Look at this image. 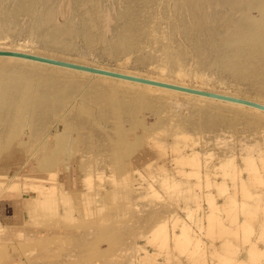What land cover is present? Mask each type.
Listing matches in <instances>:
<instances>
[{
    "label": "rangeland",
    "instance_id": "374dc122",
    "mask_svg": "<svg viewBox=\"0 0 264 264\" xmlns=\"http://www.w3.org/2000/svg\"><path fill=\"white\" fill-rule=\"evenodd\" d=\"M7 1L3 0L4 13L13 5ZM104 1L100 0L97 29L102 41L88 43L78 33L71 47L44 42L41 32L55 26L75 21L80 27L84 8H77L79 16L74 0H47L50 20L42 17L38 28L30 15L19 13L0 31V46L169 77L264 101L263 87L210 66L212 54L201 62L180 33L171 38L184 45L187 54L180 61L182 74L170 69L161 74L167 47H178L167 38L169 22L158 1L154 11L145 12L157 21L154 40L143 43L139 51L110 53L105 41L114 38L120 21L116 16L126 3ZM214 7L229 13L226 5L212 2L210 8ZM179 13L168 15L176 21ZM251 13L257 15L255 9ZM73 80L78 82L66 103L77 102L64 114L66 103L56 114L33 109L30 115L37 111L36 116L28 127L32 136L21 130L22 150L0 159V165L10 169L9 177L0 178V264H264V115L203 105L181 94L161 98L167 107L157 102L137 110L132 107L136 95L124 88L105 82L94 85L89 76ZM112 100L122 103L119 112L111 109ZM144 100L151 98L146 95ZM204 113L207 117L201 119ZM165 116L168 120L163 122ZM52 127L68 132L62 144L67 161L57 154ZM1 145L0 141V149ZM22 162L26 165L21 168Z\"/></svg>",
    "mask_w": 264,
    "mask_h": 264
},
{
    "label": "bare ground",
    "instance_id": "6f19581e",
    "mask_svg": "<svg viewBox=\"0 0 264 264\" xmlns=\"http://www.w3.org/2000/svg\"><path fill=\"white\" fill-rule=\"evenodd\" d=\"M46 1L47 0H12V1L10 0V3L13 2L12 6L9 5L10 8L8 10L10 11V13L9 12L4 13L3 8L5 6L3 7V0H0V31L4 30V27L8 26V24L12 22L19 13L22 15L24 13H26L25 15L27 14L30 15L32 17V21L36 23L37 27L38 28L42 27L43 25L42 22H44V20L42 21V17L47 18L46 20H50L52 18L51 9L50 10L48 9L49 8L48 5H44ZM114 1L118 2L117 0H113V2ZM124 1L126 5L121 10V12L118 14L119 16H116L119 18L118 20H120L119 22H117L118 25L114 26V28L117 27L116 34L115 36L112 35V38L114 37L112 40L110 39L111 38L110 37L109 38L110 40L108 39L109 41L107 40L105 41L106 47L110 53H119V52L123 53L127 51L132 52L133 50L140 49V46L143 43H147V42L150 43L154 40L155 33L158 31L157 21L152 19L151 14L146 15L145 12H147V10L150 8H152L154 11V8H153L154 3L158 1V3L161 4V9H162L160 10V12H164L162 16L168 19V22H169L168 23L169 30L167 32V38L170 39L171 42H173L172 44H174L175 41L171 37H173L177 33H180L184 36L187 44L195 52L196 56L201 60V62H203V60L207 61L208 59L206 58L210 54H212L213 59L211 61H208L210 66H219L221 68H224L228 70L231 74L237 77H240V78L249 79L264 88V0H141V3L138 2L139 4L136 1L138 5L136 3H133L135 2V0H124ZM212 2H215L216 4H220V6L226 5L229 8L228 9L229 13L227 12L228 16L226 15V12L220 11V8H215V7L210 8ZM101 5H102V1H101ZM74 7L76 8V11H77V8L84 7L82 11L80 10L83 14V18L81 16L82 21L79 20L81 23L78 22L81 24L80 27L74 24L76 23L75 21L74 23L65 22L66 24L63 26H55L53 27L51 31L46 30L47 32H41L42 40L44 42L49 43L50 45L52 44V45H60L62 47H71L73 46L72 39H74V36L78 33H80L79 36L84 35L88 43H91L92 41H95V40L97 41L103 40V38L99 35L101 33H98L100 31L98 29L99 27L98 26L99 25L98 15H99V8H100V0H74ZM205 7L209 8L210 10L207 12ZM254 9L256 10L257 15H252L251 11ZM169 11L171 12L175 11L177 13L180 12L182 15L181 17H179L178 20L173 21L171 20V17L168 15ZM236 12L240 13L239 17L230 18ZM78 13L77 15L80 16V13L79 14ZM18 21L19 20H17V22ZM29 23H26V25L27 24L29 25ZM97 29H98V32H97ZM39 35L41 36V34ZM175 45L176 46L174 47H178L176 51L172 50L170 46L167 47L166 61H165V64L161 66V70H162L161 74H163L164 72L166 73V71H164L166 69L167 70L170 69V71L176 72V74H179V75L182 74V69L180 68V61L183 60L185 56H187V54L184 50L185 48H183L184 45H180V43H175ZM0 50L31 53V54H35L39 56L59 59L63 61H69V62L81 64V65H87L90 67H97L99 69H105L109 71L124 73L127 75L144 77L147 79L161 81L164 83L181 85L184 87H191L195 89H201L205 91H211L215 93L229 95L232 97L248 99V100L255 101V102H258L264 105V101L258 98L240 95L237 93H232V92H227V91L216 90L212 88H206L203 86H197L195 84H189L184 81L174 80L169 77H164V76L156 77V76L141 74L138 72L125 70L121 68L118 69V68H113V67L100 66V65H96L92 63L82 62L81 60L79 61L77 59L63 58L61 56H56V55L54 56V54L53 55L45 54L43 52L40 53V52L27 50L23 48H17V47L0 46ZM141 58L144 59L145 56ZM199 59L197 60L199 61ZM197 60H194V61L198 62ZM5 74H7V76L3 77V75ZM75 76H81V77L89 76L90 78L95 79V80H89L90 83L94 81V85L97 84L98 86L100 85L99 83L102 84V82H105L106 84H108L107 86L111 85L110 87L124 88V92L127 93L128 95L129 93L135 94L136 97H135V100L133 101L134 104L132 107H135L137 110L145 107L149 103L156 104L157 102H159L160 104H163L162 106H166L167 103L165 105L164 104L165 102H163L161 98L163 97L171 98V97H175L176 95L181 94L187 99L192 98V99L202 100L203 103L201 104L203 105L212 104L218 107H221L220 105H222L229 109L245 111L254 116L264 115V110H261L259 108H255L249 105L241 104V103L228 101V100L209 97L205 95H198L194 93H189L185 91H180L176 89L161 87V86L147 84V83H141V82L117 78V77H111V76H107V75H103L99 73H93L89 71L73 69V68L64 67L60 65L44 63L40 61L23 58V57L0 55V141L2 144L1 145L2 148L0 149V159L9 158L13 150H22L23 145L20 144L19 142H23V141L20 140V138L18 137L19 134L21 133V130L23 131L25 129L26 131L25 134H27L28 138L32 136V132L29 130L28 127H30L29 122L30 124H32L31 120L35 119V116H36L35 113L37 111L34 113L35 115L33 114L34 118L31 117L30 115L33 109L36 110L37 108H41V109L46 108L48 110H51V112L55 111V114H56V110H58V108L61 105L66 103V100L70 98L69 96H71L70 92H72L73 88L76 86L78 82V81L76 82V80L78 79H76L74 82L73 79L75 78ZM171 76H174V75H171ZM84 85L86 86V84ZM145 94L151 98V101L144 100V96H146ZM76 102L77 100L74 99L71 102V104L68 105L66 103L68 106L66 105L67 108L62 109L63 114L64 112H67L68 108L71 107ZM89 104L91 105V103ZM109 104L112 106L111 109L113 110L121 109L123 107L122 103L117 102L116 100L109 101ZM98 105L102 106L101 103ZM127 108L128 107H124V110H128ZM48 110L46 111L48 112ZM117 111L119 112V110ZM125 112L128 113V111H125ZM41 113L39 114L41 115ZM87 113H88V109H87ZM112 114L110 113L109 115H112ZM100 117H101V114H100ZM205 117H207V115L204 113L201 116V119ZM51 118H52V115H51ZM65 118L67 119V116ZM85 118L87 119V117ZM101 119L103 120L102 117ZM105 119H106V116H105ZM111 119H113V117ZM212 119H214V117L211 116L209 120L212 121ZM119 120H121V117L116 116L115 122H119ZM167 120L168 119H166V116H165L163 122H166ZM46 121L48 122V119ZM211 121L209 124H211ZM64 122L66 123V121ZM107 122L109 121L107 120ZM169 122H170V119H169ZM58 123L59 122H57L56 124ZM100 123L99 125H101ZM81 126H82V123H81ZM162 128H164V125H162ZM34 129L32 131H34ZM70 130L71 128L69 129V133H70ZM67 133H64V131L60 132L57 130V128L52 127L53 136L55 138H58V140H60V143H61V145L59 146L58 140H57V146H58L57 154L60 157V159H62L63 161H67V159H69L63 154V148H62V146L65 145L64 141L67 142L66 140ZM67 137H68V134H67ZM74 141H75V138H74ZM25 163L26 162H22L20 164V167L22 168L23 166H25L26 165ZM1 177L3 178V177H9V176L5 174H0V178ZM223 264H227V261L226 263H223Z\"/></svg>",
    "mask_w": 264,
    "mask_h": 264
},
{
    "label": "water",
    "instance_id": "95a60500",
    "mask_svg": "<svg viewBox=\"0 0 264 264\" xmlns=\"http://www.w3.org/2000/svg\"><path fill=\"white\" fill-rule=\"evenodd\" d=\"M0 55L23 57V58H27V59H31V60H35V61L50 63V64H54V65H60V66H64V67H69V68L83 70V71H89V72H93V73H99V74H103V75H107V76H111V77H117V78L137 81V82H141V83H147V84L157 85V86H161V87H167V88L185 91V92H189V93H194V94H198V95H205V96H209V97H214V98L228 100V101H232V102H236V103H241V104L249 105V106L264 110L263 104L255 102V101H251L248 99H243V98H239V97H232L229 95H224V94L215 93V92H211V91H205V90H201V89H195V88H191V87H184L181 85L164 83L161 81H155V80L147 79L144 77L127 75L124 73L109 71V70H105V69H99L97 67H90L87 65H81V64H77V63H73V62H69V61L53 59V58L39 56V55L31 54V53L0 50Z\"/></svg>",
    "mask_w": 264,
    "mask_h": 264
},
{
    "label": "crops",
    "instance_id": "0c3cea01",
    "mask_svg": "<svg viewBox=\"0 0 264 264\" xmlns=\"http://www.w3.org/2000/svg\"><path fill=\"white\" fill-rule=\"evenodd\" d=\"M8 172H10V169L9 167H7L6 165H0V174H7ZM10 200L13 198V197H9ZM14 198H17V197H14Z\"/></svg>",
    "mask_w": 264,
    "mask_h": 264
}]
</instances>
